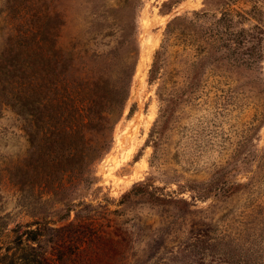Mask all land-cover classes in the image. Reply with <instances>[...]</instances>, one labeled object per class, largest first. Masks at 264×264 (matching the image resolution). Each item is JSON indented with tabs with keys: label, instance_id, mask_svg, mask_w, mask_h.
<instances>
[{
	"label": "rangeland",
	"instance_id": "374dc122",
	"mask_svg": "<svg viewBox=\"0 0 264 264\" xmlns=\"http://www.w3.org/2000/svg\"><path fill=\"white\" fill-rule=\"evenodd\" d=\"M163 1L140 0L131 13L136 18L138 58L123 112L113 125L108 151L93 164L92 183L80 184L79 195L67 197L76 202L80 196L84 202L73 207L67 221L82 220L92 231L111 230L119 242L75 245L77 249L64 251L69 264H264V120L253 121L245 102L233 103V82L210 64L203 66L192 102L164 106L157 93L163 91L169 69L162 65L150 83L147 73L166 22L216 3L180 0L166 7ZM116 2L0 0V54L7 49L20 56L38 53L34 43L15 41L38 40L47 21L55 51L62 57L71 55L75 66L85 63L86 51L99 50L100 33L110 23L109 9L115 11ZM248 3L235 0L231 7L246 9ZM261 67L264 75V56ZM182 74H177V81H182ZM25 149L17 119L3 110L1 247L16 221L30 220L29 215L38 212L53 221L63 208L51 196L36 199L37 186H25L17 199L5 169L19 161ZM137 184L179 200L158 203L145 195L121 199ZM44 247L49 250L50 243Z\"/></svg>",
	"mask_w": 264,
	"mask_h": 264
},
{
	"label": "trees",
	"instance_id": "16d2710c",
	"mask_svg": "<svg viewBox=\"0 0 264 264\" xmlns=\"http://www.w3.org/2000/svg\"><path fill=\"white\" fill-rule=\"evenodd\" d=\"M179 1L161 5L171 7ZM246 1L248 8L242 9L231 7L235 0H214V8L177 14L166 22L147 73L150 83L162 65L169 69L163 91L157 93L165 107L192 102L203 66L210 64L233 82V103L245 102L253 121L264 120V0ZM139 3L117 0L118 11L109 9L111 21L100 33L99 50L86 51L85 63L75 66L71 55L62 57L55 51L47 21L38 40L15 41L34 43L38 53L20 56L7 49L0 54V116L3 110L10 111L26 141L20 160L5 169L6 179L18 200L25 186H37L36 199L51 196L63 207L53 221L40 212L16 221L8 230L7 243L0 245V264H69L64 248L115 242L111 230L92 231L82 220L67 221L73 207L84 203L80 196L76 202L67 197L79 195L80 184L92 183L93 164L108 151L113 125L123 112L138 58L136 18L131 13ZM181 72L183 79L177 81ZM137 195L158 203L179 200L155 195L141 184L121 199ZM55 222L64 223L48 226ZM47 241L49 250L44 247ZM122 241L126 242L125 233Z\"/></svg>",
	"mask_w": 264,
	"mask_h": 264
}]
</instances>
